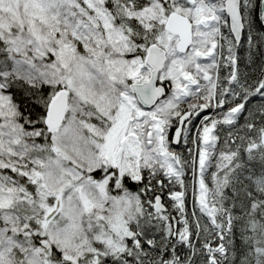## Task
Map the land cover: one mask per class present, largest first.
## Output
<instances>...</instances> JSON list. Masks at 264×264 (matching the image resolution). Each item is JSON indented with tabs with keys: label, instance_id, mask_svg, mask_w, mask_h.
Masks as SVG:
<instances>
[{
	"label": "snow or ice",
	"instance_id": "snow-or-ice-1",
	"mask_svg": "<svg viewBox=\"0 0 264 264\" xmlns=\"http://www.w3.org/2000/svg\"><path fill=\"white\" fill-rule=\"evenodd\" d=\"M0 264H264V0H0Z\"/></svg>",
	"mask_w": 264,
	"mask_h": 264
}]
</instances>
